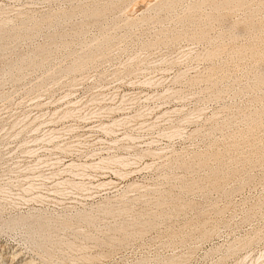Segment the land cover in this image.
<instances>
[{"label": "rangeland", "instance_id": "1", "mask_svg": "<svg viewBox=\"0 0 264 264\" xmlns=\"http://www.w3.org/2000/svg\"><path fill=\"white\" fill-rule=\"evenodd\" d=\"M167 1L0 0L3 264H264V0Z\"/></svg>", "mask_w": 264, "mask_h": 264}, {"label": "bare ground", "instance_id": "2", "mask_svg": "<svg viewBox=\"0 0 264 264\" xmlns=\"http://www.w3.org/2000/svg\"><path fill=\"white\" fill-rule=\"evenodd\" d=\"M178 1H180V0H178ZM178 1L177 0H170L169 2L167 1L166 3H164V4H160V7L162 6V8L165 6V7H168V6H170V4L171 5H174V4H177L178 3ZM194 1V0H193ZM197 1H199V0H197ZM196 1V2H197ZM246 0H200L199 2L201 3V5H203L202 4V2L206 5V3L207 2H210V5L212 4L215 8L216 7H221V5H228V4H231V6H230V8H232L233 7V5L232 4H234V6L236 5V7L238 6V5H240V4H243L244 2H245ZM174 2H177V3H174ZM181 2V1H180ZM198 2V3H199ZM251 2V1H250ZM172 3H174V4H172ZM196 4V3H194L193 5L195 6L196 5V7H198L200 4ZM254 3V2H253ZM143 4V3H142ZM141 4V5H142ZM208 4V3H207ZM248 4V3H247ZM148 5H149V3H148ZM150 5H152V4H150ZM149 5V6H150ZM157 5V4H156ZM200 5V6H201ZM147 6V5H146ZM149 6H147V7H149ZM192 6V5H191ZM193 6V7H194ZM212 6V7H213ZM229 6V5H228ZM227 6V9L229 8ZM164 7V8H165ZM241 7V6H240ZM97 7H95L94 9H92V11L89 13V14H91V15H93L94 17H97L101 12V10H98V9H96ZM149 8H151V7H149ZM222 9H224L223 7H221ZM87 10H89V8L87 9ZM215 10V9H214ZM218 10H221L220 8L218 9ZM84 11H86V10H84ZM89 12V11H88ZM87 12V13H88ZM86 13V12H85ZM227 14V13H226ZM92 16V17H93ZM212 16V15H211ZM225 16V15H224ZM93 17V18H94ZM220 17H221V15H220ZM227 17V16H226ZM224 18V17H223ZM133 19L134 18H130V19H128V20H130V21H133ZM249 21V20H248ZM237 23V22H236ZM245 24V23H244ZM246 25V24H245ZM253 26V25H252ZM258 26H259V24H258ZM247 27V26H246ZM261 28V27H260ZM243 29H244V26H243ZM248 29H249V27H248ZM255 30V29H254ZM257 30V29H256ZM245 32V31H244ZM252 32V31H251ZM240 33V32H239ZM238 33V34H239ZM204 38V37H203ZM221 45V44H220ZM244 47V46H243ZM246 47V46H245ZM224 48H226V47H224ZM237 48V47H236ZM235 48V49H236ZM242 48V47H241ZM240 49V48H239ZM254 49V48H253ZM243 50V49H242ZM242 50H240V53H241V51ZM252 50V49H251ZM219 51H221V47L219 46V47H216V48H213V49H211V50H208V52L206 53V57H208V58H212V57H216V55L219 53ZM222 51H224V49L222 50ZM236 51H237V49H236ZM245 51H246V49H245ZM232 52V51H231ZM239 52V51H238ZM237 52V53H238ZM243 52L244 51H242V54H243ZM255 52V51H254ZM236 53V52H235ZM239 53V54H240ZM250 53H251V51H250ZM257 53V52H256ZM256 53H255V55H256ZM92 56L93 55H88L87 56V60H90L91 58H92ZM263 57V56H262ZM256 58V57H255ZM80 67V64H74L72 67H71V69L72 70H76V69H78ZM212 70H214V69H212ZM213 74V73H212ZM262 80V79H261ZM261 83H262V81H261ZM70 112V111H69ZM67 113H68V111H67ZM252 121H253V119H252ZM255 122V121H254ZM106 128V127H105ZM253 128V127H252ZM251 129V128H250ZM251 131V130H250ZM103 159V158H102ZM101 159V160H102ZM99 161V160H98ZM103 161V160H102ZM104 162V161H103ZM202 162V161H201ZM124 163V162H123ZM71 165V164H70ZM76 165H78V164H76ZM90 165V164H89ZM96 165V164H95ZM100 165V164H99ZM88 166V165H87ZM91 166V165H90ZM80 167V166H79ZM102 167V166H101ZM81 168V167H80ZM84 168V167H83ZM65 169V168H64ZM63 169V170H64ZM81 172V171H80ZM84 172V171H83ZM78 173V172H77ZM66 182V181H65ZM111 181H109L108 182V184L110 183ZM72 183V182H71ZM77 183V182H76ZM74 184L73 183V186H76L77 188L79 187V186H83V184L81 183H77V184ZM100 183V182H99ZM61 184H63V183H61ZM98 184V183H97ZM102 184V185H101ZM103 184H105V182H102V183H100L99 185H101V186H103ZM57 185V184H56ZM85 185V184H84ZM31 186V185H30ZM72 186V187H73ZM75 187V188H76ZM80 188V187H79ZM5 192V188H2V187H0V192ZM89 217V215H85L84 216V218H88ZM90 218V217H89ZM49 219V218H48ZM63 223V225H67V222L66 221H64V222H62ZM5 225H7L8 227H11V228H13V227H16V226H28V229H27V233L29 234V235H27V238L29 239V237L32 239V241H34V246H33V248L31 247V249L33 250V251H36V253L37 254H41V257H44V256H46V257H49L48 255H50L51 253H50V246H52V244H55L56 242L55 241H53L50 237H49V234H50V231H48V226H46V224L45 223H43V222H41L40 221V216H38V215H34V214H23V213H21V214H19V215H17L16 217H13L12 219H10L9 218V220H7V221H5V223H4ZM35 237H39V238H35ZM64 243H65V245L68 247V248H72L73 247V243L72 242H68V241H64ZM20 256H22L21 254H20V252H18L17 253V251H13V252H11V254H10V261H11V263H9V264H16L17 262H18V258H20ZM0 257H3V255L0 253ZM14 259H16V260H14ZM14 260V261H13ZM21 263V262H20ZM29 263H31V260L30 261H24V262H22L21 264H29ZM49 263H51V264H53V262H49ZM0 264H3V261H0ZM55 264V263H54Z\"/></svg>", "mask_w": 264, "mask_h": 264}]
</instances>
